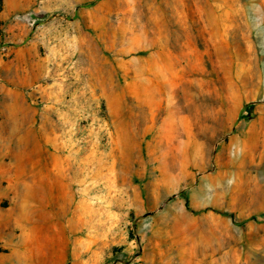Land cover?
Instances as JSON below:
<instances>
[{"label": "rangeland", "instance_id": "374dc122", "mask_svg": "<svg viewBox=\"0 0 264 264\" xmlns=\"http://www.w3.org/2000/svg\"><path fill=\"white\" fill-rule=\"evenodd\" d=\"M0 19V264H264V0Z\"/></svg>", "mask_w": 264, "mask_h": 264}, {"label": "bare ground", "instance_id": "6f19581e", "mask_svg": "<svg viewBox=\"0 0 264 264\" xmlns=\"http://www.w3.org/2000/svg\"><path fill=\"white\" fill-rule=\"evenodd\" d=\"M184 31H185L186 34L182 35L181 37L188 36L187 41H186L187 42V46L185 44L184 49H187V48H189L191 46L190 39L194 40L193 44L197 45L199 43V38H201V37L205 38V33L200 32L199 31V27L197 29H195V27H188ZM175 33H176V31H174V34H173L172 31H170L171 39H172L173 36H175ZM178 33H180V32L178 31ZM208 44H209L208 40L204 42V45H205V47L207 49H208Z\"/></svg>", "mask_w": 264, "mask_h": 264}, {"label": "trees", "instance_id": "16d2710c", "mask_svg": "<svg viewBox=\"0 0 264 264\" xmlns=\"http://www.w3.org/2000/svg\"><path fill=\"white\" fill-rule=\"evenodd\" d=\"M86 6H90V5H86ZM2 9H3V0H0V14L2 12ZM3 27H4L3 26V23H2V21L0 19V48H2L4 46L3 43H2L3 38H4V33H3L4 32V29H3ZM179 196L184 199V201H185V208L187 209V211H190V208H189V205H188V201L186 200L185 194L184 193H180ZM225 216L228 217V218H230L232 220V222L235 223V219H234V217L232 215H225ZM243 223H245V222L236 223V224L237 225H242Z\"/></svg>", "mask_w": 264, "mask_h": 264}]
</instances>
